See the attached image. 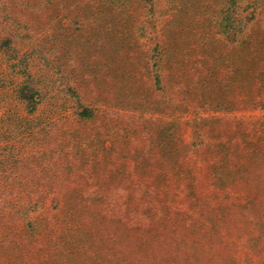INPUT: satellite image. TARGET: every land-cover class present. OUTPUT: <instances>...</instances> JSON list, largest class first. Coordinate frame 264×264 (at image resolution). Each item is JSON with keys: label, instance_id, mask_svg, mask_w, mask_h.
I'll return each instance as SVG.
<instances>
[{"label": "trees", "instance_id": "16d2710c", "mask_svg": "<svg viewBox=\"0 0 264 264\" xmlns=\"http://www.w3.org/2000/svg\"><path fill=\"white\" fill-rule=\"evenodd\" d=\"M14 2L0 0L3 16L11 20L19 18L23 26L21 14L25 10L11 9V6L16 8ZM25 2L28 9H39L35 2ZM87 3L88 0H82L81 6L86 8ZM107 3L105 8L112 5ZM224 3V14L212 20L213 29L209 33L205 31L206 45L182 48L179 42H187L182 37L183 29L187 31L189 26L187 19H182L180 24L175 22L181 29L177 30L182 31L172 30L178 35L176 39L173 36V42L177 43L170 44V40L155 43L151 58L154 64L159 62V71L155 73V87L159 92L150 89V100L146 90L141 91L146 94L140 92L138 100L131 95L135 100L133 104L160 107L166 115L192 109L229 112L264 104V18L258 13L264 0H225ZM99 9L103 11L104 8L100 6ZM89 12L92 11L89 9ZM102 22L103 19L98 23ZM207 22L202 20L195 24L194 20V25L203 27ZM113 23L111 33L120 32L115 42L121 43L126 36L118 28L117 19H113ZM24 26L27 25L24 23ZM10 41V37L5 36L0 43L9 47ZM114 51L115 56L121 54L117 48ZM168 60L175 62V73L170 72L172 65L166 66ZM101 61L103 69L110 71L107 58ZM115 69L123 70L120 61ZM21 72L24 81L16 93L25 102L27 111L33 112L40 102L38 87L27 66L22 65ZM121 81L108 86V92L119 93L122 98L121 91L137 89L130 79ZM69 91L80 99L75 86H70ZM75 114L87 120H94L98 115L94 108L85 104H80ZM178 123L164 117L161 127L148 123L145 132L133 138L124 129L121 133L110 134L109 150L126 157L111 159L106 155L91 159L94 163L88 167L96 166L98 172L94 177L89 175L93 172L91 169L85 174L71 173L74 167L81 170L88 159H80L82 163L69 160L65 165L51 160L49 167L31 176L29 184L24 183L22 177H15V182L26 188L21 192L23 195L32 192L31 186L48 187L47 191L37 189V194L40 198L44 197V192L53 194L50 205L57 209L53 211L58 214V223L49 228L53 231L50 243L30 246L29 241L21 237L31 239L45 233L36 214L38 199L28 202L31 213L24 212L21 201L19 204L12 202L5 195L9 190L4 187L6 193L0 192V264H212V255L222 258L220 264H230L233 257L229 252L236 244L234 238L241 237L243 230L251 226L262 233L249 236V241H255V244L250 242L251 247L255 252L263 250L264 120L200 117L194 121L193 134L200 138L196 145L203 147L195 148L192 141L183 139ZM120 141L125 142L122 148L118 147ZM191 152L203 157L212 186L237 194L229 200L224 212L221 202H210L191 182L196 175L190 171L188 163L184 166ZM14 154L8 146L0 144V172L6 173L7 162L12 160L7 157ZM61 170L68 174L58 173ZM111 187L119 189L110 192ZM173 187L181 206L185 205L184 218H189L186 222H175L178 208L174 212V209L163 207L164 204L171 207ZM10 208L13 211L6 212ZM234 208L237 213L230 218L228 213ZM16 213L23 216V224L20 232L15 229L11 234L10 223ZM241 222L246 226L237 224ZM217 235V239L225 241L223 250L214 246ZM43 256L41 262L36 260Z\"/></svg>", "mask_w": 264, "mask_h": 264}, {"label": "rangeland", "instance_id": "374dc122", "mask_svg": "<svg viewBox=\"0 0 264 264\" xmlns=\"http://www.w3.org/2000/svg\"><path fill=\"white\" fill-rule=\"evenodd\" d=\"M14 1L16 8L11 6V9L25 10L21 15L23 26L24 23L27 26L24 28L20 25L19 18L5 19L3 7L0 5V41L5 36L11 39L9 47L0 43V144L8 146L15 153L7 157V160L9 157L12 160L7 162L9 164L5 168L6 173L0 172V192L13 191V194L5 195L14 203L19 204L21 201L24 212L30 211L27 205L30 200L38 199L36 214L41 225L45 227V233L31 239L21 237L28 240L30 246L37 247L38 244L51 242L53 231L49 228L58 223V214L53 211L57 209L50 205V197L53 194L44 192L46 196L38 197L37 189L47 191L48 187L31 186L32 192L23 195L21 192L26 188L15 182V177L20 176L24 183L29 184V179L32 181L31 176L39 175L43 168L49 167L51 160L58 165H65L69 160L82 163L84 159H88L87 163L84 162L85 166L81 170L74 167L71 173L85 174L91 169L93 172L89 175L97 176L96 166L88 167L94 163L91 159L94 161L106 155H110L111 159L126 157L109 150L110 134L121 133L124 129L133 138L142 135L148 123L153 127H161V119L164 117L179 121L177 127L181 128L183 139L192 141L193 148L203 147L196 145L200 138L193 134L194 121L200 117L212 115L264 120V104L256 108L229 112L192 109L191 112L168 113L169 115L163 113L160 107L152 108L146 103L138 106L133 104L135 100H132L131 95L138 100L140 92L146 90L150 100V89L159 92L155 87V73L159 71V62L154 64L151 58V49L155 43L158 40H170V44L177 43L173 42V36L176 39L178 35L175 33L182 31L177 30L180 27H176L175 22L180 24L182 19H187L189 26L187 31L183 29L182 33V37H185L183 40L187 42H179L182 43V48L198 47L201 43L206 45L205 31L209 33L211 28L213 29L212 20L224 14L225 0H88L86 8L81 6L82 0H29L35 2L38 10H32L31 7L28 9L26 0ZM107 2L112 5L105 8L104 4H108ZM100 6L104 8L103 11H100ZM89 9L92 12H89ZM259 12L264 18V4L258 8ZM102 19L103 22L99 24ZM113 19H117L118 28L126 36L121 43L115 42L119 39L117 33L120 32L111 33L115 26ZM194 20L195 24L202 20L208 22L199 27L194 25ZM203 38L204 41L201 42ZM115 48L119 49L121 54L115 56ZM12 53L15 55L11 57ZM104 57L107 58L110 71L102 67L101 59ZM119 61L122 71L115 69ZM22 65L27 66L38 87L40 102L33 112L27 111L25 102L16 93L18 86L24 81ZM166 66H171L170 72L175 73L173 60H168ZM119 79H122L121 82L130 79L131 85H136L137 89L121 91L122 98L119 93H109L106 88ZM70 86L76 87L80 99L69 91ZM80 104L94 108L98 113L97 117L94 120L78 117L75 112L80 109ZM124 143L120 141L118 147H124ZM188 157L189 159L184 160V166L188 163L191 167L189 170L196 175L191 182L210 202H221L224 212L229 200L237 194L232 190H223L211 185L200 154L191 152ZM58 173L68 174L62 170ZM4 187L7 190H3ZM117 189L119 188L111 187L109 191ZM175 191L173 187L170 193L172 203L169 201L171 207L169 204H164L163 207L170 208V211L174 209V212L175 208H178L175 213L178 218H175V222L181 223L189 218H184L185 205L181 206ZM158 195L162 196L160 192ZM154 200L155 198L151 199ZM9 211H13V208L6 212ZM235 213L237 212L234 208L228 215L231 218ZM22 217L20 213L15 214L13 223H10L13 228L10 229L11 234L15 229L20 232L24 219ZM237 224L246 226L242 222ZM253 233L262 235L258 228L251 226L243 230L241 237L234 238L236 244L233 251L229 252L233 257L230 264H264V249L255 252L251 247L255 241L248 240ZM217 238L218 235L214 239ZM224 242L217 239L214 246L223 250ZM211 257L214 260L212 264L222 262L219 255ZM43 259L44 256L36 258L40 262Z\"/></svg>", "mask_w": 264, "mask_h": 264}]
</instances>
